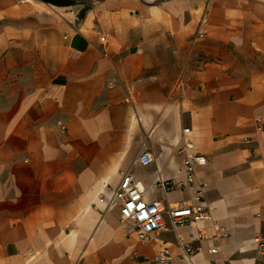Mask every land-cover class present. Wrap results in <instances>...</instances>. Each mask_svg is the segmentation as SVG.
I'll list each match as a JSON object with an SVG mask.
<instances>
[{"label": "crops", "instance_id": "crops-1", "mask_svg": "<svg viewBox=\"0 0 264 264\" xmlns=\"http://www.w3.org/2000/svg\"><path fill=\"white\" fill-rule=\"evenodd\" d=\"M18 9L0 24V264H154L162 246L174 264L264 262V66L237 65L264 61V0ZM185 140L207 160L195 185L211 219L138 242L97 199L129 173L146 201L188 200L154 185L184 181Z\"/></svg>", "mask_w": 264, "mask_h": 264}, {"label": "built area", "instance_id": "built-area-1", "mask_svg": "<svg viewBox=\"0 0 264 264\" xmlns=\"http://www.w3.org/2000/svg\"><path fill=\"white\" fill-rule=\"evenodd\" d=\"M101 40L104 41V37ZM257 121L260 122V120ZM259 129H261V126H259ZM178 153L183 156L184 181L180 183L173 180L157 181L154 185L166 192L176 188L189 189L192 195L188 200L175 204H169L160 199L146 201L143 186L129 173L121 176L117 187L110 192L109 196L102 193L97 199L105 207L112 203L118 205L120 221L128 223V231L135 236L138 242L143 244L152 242L155 234L165 231L168 224L175 230L178 227L193 226L197 222L211 219L210 209L200 195L201 186L195 185L196 169L205 166L206 157L198 153L193 144L187 140L178 149ZM139 159L142 164H149L152 161L151 153L145 152ZM201 231V229H198L200 238L202 237ZM226 233L222 228H219L216 236H222ZM255 244L257 254L264 256V239L257 236ZM217 251V248H211L208 253L213 254ZM192 255V248L184 244L181 257L191 260ZM152 261L154 264H174L167 246L160 247L153 255ZM254 264H264V262Z\"/></svg>", "mask_w": 264, "mask_h": 264}, {"label": "rangeland", "instance_id": "rangeland-1", "mask_svg": "<svg viewBox=\"0 0 264 264\" xmlns=\"http://www.w3.org/2000/svg\"><path fill=\"white\" fill-rule=\"evenodd\" d=\"M25 1H29V0H9V1L5 2L4 4L0 5V19L2 20L0 22V24L5 19H14L15 20V19L21 18L22 12L19 11L18 8L21 6L22 3H25ZM255 1L260 2L261 0H255ZM256 56H257V54L254 55V58L252 60L247 59L246 62L243 61L242 59H238L239 61H237V65H238L239 69H241L242 67L257 68L260 66H264V61L258 60ZM263 261H264V258H263Z\"/></svg>", "mask_w": 264, "mask_h": 264}, {"label": "water", "instance_id": "water-1", "mask_svg": "<svg viewBox=\"0 0 264 264\" xmlns=\"http://www.w3.org/2000/svg\"><path fill=\"white\" fill-rule=\"evenodd\" d=\"M55 6H67L70 5L71 2L69 0H40Z\"/></svg>", "mask_w": 264, "mask_h": 264}, {"label": "bare ground", "instance_id": "bare-ground-1", "mask_svg": "<svg viewBox=\"0 0 264 264\" xmlns=\"http://www.w3.org/2000/svg\"><path fill=\"white\" fill-rule=\"evenodd\" d=\"M262 218L264 219V215L262 216Z\"/></svg>", "mask_w": 264, "mask_h": 264}, {"label": "trees", "instance_id": "trees-1", "mask_svg": "<svg viewBox=\"0 0 264 264\" xmlns=\"http://www.w3.org/2000/svg\"><path fill=\"white\" fill-rule=\"evenodd\" d=\"M73 1H76V0H73Z\"/></svg>", "mask_w": 264, "mask_h": 264}]
</instances>
